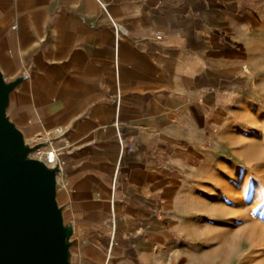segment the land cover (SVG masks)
Masks as SVG:
<instances>
[{
  "label": "crops",
  "instance_id": "obj_1",
  "mask_svg": "<svg viewBox=\"0 0 264 264\" xmlns=\"http://www.w3.org/2000/svg\"><path fill=\"white\" fill-rule=\"evenodd\" d=\"M48 23L23 117L66 130L90 216L79 264H204L197 192L226 187L255 118L264 0H0L4 70Z\"/></svg>",
  "mask_w": 264,
  "mask_h": 264
},
{
  "label": "water",
  "instance_id": "obj_2",
  "mask_svg": "<svg viewBox=\"0 0 264 264\" xmlns=\"http://www.w3.org/2000/svg\"><path fill=\"white\" fill-rule=\"evenodd\" d=\"M49 40L48 23L15 71L0 65V264H79L88 241L87 199L66 181L72 151L56 146L66 130L34 131L23 117Z\"/></svg>",
  "mask_w": 264,
  "mask_h": 264
},
{
  "label": "rangeland",
  "instance_id": "obj_3",
  "mask_svg": "<svg viewBox=\"0 0 264 264\" xmlns=\"http://www.w3.org/2000/svg\"><path fill=\"white\" fill-rule=\"evenodd\" d=\"M258 64L255 74L245 72L256 109L243 129L245 145L229 155L232 169L217 173L227 185L198 188L201 235L194 242L204 264H264V45Z\"/></svg>",
  "mask_w": 264,
  "mask_h": 264
},
{
  "label": "built area",
  "instance_id": "obj_4",
  "mask_svg": "<svg viewBox=\"0 0 264 264\" xmlns=\"http://www.w3.org/2000/svg\"><path fill=\"white\" fill-rule=\"evenodd\" d=\"M157 37H159V36H157ZM242 68H243L244 70L246 69V67H245V66H242ZM127 147H128V149H131V148H132V146H131V145H128Z\"/></svg>",
  "mask_w": 264,
  "mask_h": 264
}]
</instances>
